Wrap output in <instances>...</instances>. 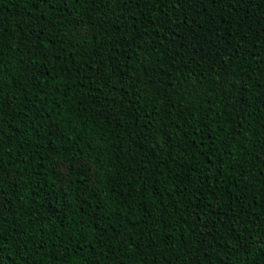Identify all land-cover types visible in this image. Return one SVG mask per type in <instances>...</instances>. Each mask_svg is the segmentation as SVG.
Here are the masks:
<instances>
[{"label": "trees", "instance_id": "1", "mask_svg": "<svg viewBox=\"0 0 264 264\" xmlns=\"http://www.w3.org/2000/svg\"><path fill=\"white\" fill-rule=\"evenodd\" d=\"M0 264H264V0H0Z\"/></svg>", "mask_w": 264, "mask_h": 264}]
</instances>
